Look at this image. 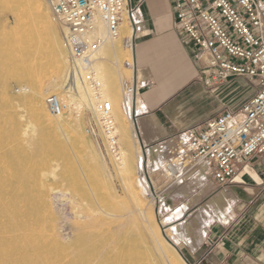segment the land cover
Instances as JSON below:
<instances>
[{
    "label": "rangeland",
    "instance_id": "rangeland-1",
    "mask_svg": "<svg viewBox=\"0 0 264 264\" xmlns=\"http://www.w3.org/2000/svg\"><path fill=\"white\" fill-rule=\"evenodd\" d=\"M36 1L51 24L53 37L56 36L64 48L62 25L54 21L47 0ZM45 27L36 15L18 21L0 0V98L4 97L0 99V105L12 109L0 114V128L14 131L18 137L8 146L0 148V176L4 174L7 162L18 159L25 161L23 168L30 180L29 189L7 198L11 202V215H17L18 220L28 224L18 238L21 257L13 261L19 264H125L128 252L132 251L137 252L138 259L128 264H184L171 257L172 249L167 243L176 244L183 256L190 259L191 251L185 243H175L172 239L171 226L184 221L179 217L174 222L173 217L181 205L188 204L196 194L175 199L164 196L163 210L158 214L156 198L154 195L151 198L145 187L149 178H141L138 164L142 146L134 136L133 121L123 109L124 101H128L129 109L133 101L131 87L126 89L125 97L121 95L122 67L129 59L128 51L124 49L126 46L129 48V41L124 38L129 36V30L123 36L120 30L118 40L106 44L104 51H107H102L100 55L102 59L96 60V67L111 88L126 131V143L118 133L121 151H127L129 155V171L123 174V169L115 168L103 148L86 133L87 125L95 122L96 117L83 102V109H76L81 98L66 50V71L62 76L56 74L53 64L43 57V69L33 73L41 83L47 81V84L42 83L46 99L39 105L42 121L30 120L26 113L25 103L31 100L36 90L28 78L2 79L5 66L17 62L19 55L16 56V50L28 32L39 38L42 48H48L52 33ZM54 80L58 83H52ZM227 87L221 96H224L222 100L230 110L241 108L256 92L255 86L244 79H233ZM214 92L220 94L219 90ZM53 96L65 105L62 118L50 112L48 101ZM44 117L59 128L51 136L45 137L39 128L45 122ZM51 119L57 120L60 125ZM159 172L166 173L163 168L161 171V164ZM170 179L175 180L173 176ZM171 187V184L162 187L159 192L166 195ZM139 207L143 212H139ZM155 224L158 233L153 232Z\"/></svg>",
    "mask_w": 264,
    "mask_h": 264
},
{
    "label": "built area",
    "instance_id": "built-area-1",
    "mask_svg": "<svg viewBox=\"0 0 264 264\" xmlns=\"http://www.w3.org/2000/svg\"><path fill=\"white\" fill-rule=\"evenodd\" d=\"M47 2L54 21L62 25V42L69 54L73 75L82 72L86 84L100 90L93 72V59L107 41L118 40L124 14L130 20L132 37L137 9H129L130 0ZM178 2V26L200 52L210 56V63L203 68L205 86L212 91L238 78L252 83L256 92L238 110L225 109L203 124L159 143H171L186 150L195 169L205 179L227 190L238 166L255 156L264 157V0ZM99 28L105 29L106 36L101 35ZM48 104L53 116L63 113L65 107L57 97H51ZM123 109L132 117L127 100L123 102ZM112 112L110 103H99L98 125L94 121L89 123L86 133L118 168L122 157ZM182 151L169 152L162 164L163 170L175 180L182 171L174 161L183 162ZM139 162L141 165L142 160ZM149 196L154 198L151 192Z\"/></svg>",
    "mask_w": 264,
    "mask_h": 264
},
{
    "label": "crops",
    "instance_id": "crops-1",
    "mask_svg": "<svg viewBox=\"0 0 264 264\" xmlns=\"http://www.w3.org/2000/svg\"><path fill=\"white\" fill-rule=\"evenodd\" d=\"M178 3L129 2V9L137 11L133 49L124 47L129 59L122 67L121 95L125 97L128 86L133 88L134 108L140 109L136 121L146 148L227 109L221 94L228 87L216 89L220 94H215L204 84L203 68L210 56L200 52L178 26ZM227 191L232 206L222 219L213 204L203 202L209 222L199 238V250L182 241L191 251L186 259L191 264H264V157L255 156L238 166Z\"/></svg>",
    "mask_w": 264,
    "mask_h": 264
},
{
    "label": "bare ground",
    "instance_id": "bare-ground-1",
    "mask_svg": "<svg viewBox=\"0 0 264 264\" xmlns=\"http://www.w3.org/2000/svg\"><path fill=\"white\" fill-rule=\"evenodd\" d=\"M2 1L7 6V9L16 15L18 21L19 20L23 21L30 18L31 16L33 17V15H36V17L39 18L41 23H43L47 27L49 33L50 34L52 33L51 44L48 46V48H42L39 43V38L35 34L28 32L27 33L28 35L24 36V42L16 50L17 53L16 56L19 55L17 62L15 64L10 63L9 65L5 66L4 73L2 74L3 80L7 81L10 78H13L14 80H21L24 78L25 79L28 78V80L35 86L36 90L34 91L31 100L25 103L26 113L30 120L38 119L42 121L43 114H42V110L39 108V105L43 103V100L45 98L46 92L44 93L42 88L43 87L42 83H44L45 81L41 83V81L38 80L39 78L33 76V73L37 71H41L43 69L44 67L43 59L45 58L53 64L55 73L62 76L66 71L65 70L66 62H67L66 54H65L66 49L62 47L60 41L57 39L56 36L53 37L54 32L53 30H51L52 27L50 28L51 24L49 23L47 16L44 14V11L41 9V5H39V3L36 0H24V2L22 0H2ZM123 17L125 18V23L123 22L124 24L121 25V35L122 36L125 35L127 30H129L128 31L129 36L128 37L126 36V38L129 41V50H132L133 34L131 37L132 28H131L130 20L128 19L127 14H124ZM99 32L101 33V35L106 36V31L104 28H99ZM109 42L114 43L112 41ZM109 42L107 41L106 44H108ZM106 44L102 47L100 52L95 56L98 58L95 59V61L102 59L100 55L102 51L103 53L107 51V50L104 51V47L106 46ZM113 49L115 50V48ZM94 63L95 64L93 65V72L95 74V79L97 83L100 85V90H97L86 84L85 77L83 76L82 72H77L76 75L74 74L73 76L74 81L76 82L77 91L79 97L81 98L80 104L77 105L76 109L81 111L83 109L82 106L83 104L81 103L82 102L85 103L86 106L90 108L94 113L96 117L95 124L98 125V118H97L98 104L103 102L110 103L113 110L112 117L114 123L117 126V134L120 133L121 140L123 139V141H125L126 131L123 126V119L121 116V112L117 109L115 105V100L112 96L111 88L106 83L103 74L101 73V70L98 67H96L97 61ZM45 83L47 84V81ZM52 83L57 84L58 82L54 80ZM130 91L133 93L132 87ZM53 97H57V96H53ZM3 98L4 97L2 96L0 99ZM58 100L63 105V107H65V105L61 102L59 98ZM72 107L75 108L74 102H72ZM0 110H1L0 114L3 115L4 112L8 113L12 109L10 107L9 109H7L5 105H0ZM139 110L140 109L134 108V100L131 101V105H130V112L132 115V117H130L131 120L133 118V115L136 114V112H138ZM62 115L63 113L60 115L61 117L60 116L58 117L62 118L63 117ZM51 120H55V119H51ZM44 121L45 122L42 123L41 127L39 128L45 133V137L49 135L51 136L52 134L56 133L57 130H59V128H55L56 126L54 127V125L49 123V120L46 117H44ZM57 124L60 125L58 121L56 125ZM132 126L135 129L134 136L136 137L137 140H140L139 142L141 143L142 146V151L140 156L142 162L141 165L139 166L140 175L141 178H145V177L149 178V183H147L145 187L149 192H152V194L156 198V201L158 203L157 213L159 214V212L163 210L162 207H163L164 196L169 195L173 199H175L179 197L188 198L190 194H196L195 196H193L192 199L188 201V204L181 205V207L177 210L175 216L173 217V220H175L174 222H176L177 218L179 217L183 218L184 221H182L179 224L171 226V232L173 235L172 239L174 240L175 243L184 241L188 246H190V248L196 249L199 244V238L204 234V229L209 222L208 213L203 208L202 205L203 202L208 201L209 205L213 204V207L217 210L218 218L222 219L226 214L230 212L232 206V200H230L229 196L227 195L228 191L227 190L221 191L222 189L218 187L214 182L206 181L203 173L200 172L198 169H195L193 160L190 154L186 150L184 151L179 147H174L171 143H166L162 145L158 144L146 148L139 132L138 122L137 121L135 122L133 120ZM14 138H18L17 135L14 133V131L10 132L7 128H0V148L11 144ZM119 145H120V141H119ZM175 151L178 152L182 151L181 153L183 154L184 159L181 164L177 163L178 161H174L176 162L177 166H179V168L181 169L182 174L181 176L178 177L177 180L172 181L168 173L161 174L159 170L161 164V171H162V164L166 161L168 153L170 152L174 154ZM128 156L129 155L127 151H121L122 162L121 165H119V168L123 169L122 170L123 174H127L129 171L128 160H127ZM110 162L112 161L110 160ZM24 165H25L24 160L20 161L16 159L7 162L4 167L5 172L2 176H0V188H2L0 190L1 191L0 216L2 217V219H0V264H19V263H15L16 260L15 261L13 260L19 259L21 257L20 244L18 238L20 237V235H23L24 229L26 230L28 224L23 220H22L23 222L21 220H18L17 215L16 216L11 215V212L9 211V204L11 202H8L7 198H12V196L15 193L20 194L27 188L29 189L30 187L29 175H27V173L25 172L23 168ZM27 166L29 167V164ZM170 184L172 187L169 190H167L166 195L165 193L159 192L160 188L169 187ZM133 194L136 195L135 193ZM193 208L195 209L198 208V209L193 212L192 211ZM138 209L139 212H143L142 207H139ZM160 227L162 226L160 225ZM153 232L158 233L157 224L153 226ZM167 244L172 249L171 257H173V259L175 260H178L177 262H183L184 264H187L185 260L181 257L179 251L176 250L175 248L176 244L174 245V243L172 244L171 242L170 243L168 242ZM130 252L132 251H129L126 260L124 259L126 261L125 264L131 263L132 261L138 259L137 252L135 253L134 252L130 253Z\"/></svg>",
    "mask_w": 264,
    "mask_h": 264
},
{
    "label": "water",
    "instance_id": "water-1",
    "mask_svg": "<svg viewBox=\"0 0 264 264\" xmlns=\"http://www.w3.org/2000/svg\"><path fill=\"white\" fill-rule=\"evenodd\" d=\"M133 120L136 122V114L133 115ZM170 243V242H169ZM176 248V247H175ZM177 251H179L178 248H176ZM181 257L185 260L187 264H190L189 261L183 256V254L179 251Z\"/></svg>",
    "mask_w": 264,
    "mask_h": 264
}]
</instances>
